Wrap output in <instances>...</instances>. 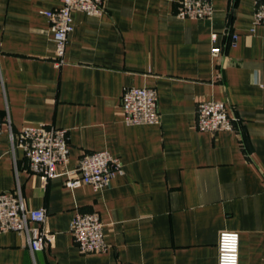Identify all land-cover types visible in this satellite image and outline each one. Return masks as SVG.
Listing matches in <instances>:
<instances>
[{
    "label": "crops",
    "instance_id": "obj_1",
    "mask_svg": "<svg viewBox=\"0 0 264 264\" xmlns=\"http://www.w3.org/2000/svg\"><path fill=\"white\" fill-rule=\"evenodd\" d=\"M179 1L105 0L100 17L74 13L59 67L44 12L62 0H0V119L10 122L0 194L20 186L53 236L32 252L25 233L0 234V264H218L223 231L239 234V264H264V25L254 0H213L209 21L178 19ZM128 87L156 90L160 125H127ZM210 101L226 105L232 131L198 130V105ZM42 125L67 131L70 170L108 152L122 173L101 190L66 187L61 167L45 183L18 147L23 128ZM76 213L99 215L107 252H80Z\"/></svg>",
    "mask_w": 264,
    "mask_h": 264
},
{
    "label": "built area",
    "instance_id": "obj_2",
    "mask_svg": "<svg viewBox=\"0 0 264 264\" xmlns=\"http://www.w3.org/2000/svg\"><path fill=\"white\" fill-rule=\"evenodd\" d=\"M105 0H62L61 7L45 11L50 22L55 43L56 65L65 64L68 40L74 31L76 12L91 17L103 15ZM254 25H264V0H254ZM180 20L196 19L209 21L214 16L213 0H180L177 11ZM216 40V35H213ZM238 36L233 35L235 46ZM221 49L214 47L212 56L216 59ZM122 109L127 125H160L158 94L151 88L128 87L122 96ZM235 119L230 118L226 105L218 101L203 102L197 108V128L201 132L218 133L232 131ZM9 119H0V134ZM10 128V138L15 146V138ZM20 147L27 159L29 172L40 176L45 183L61 176L59 168L67 176L66 187L76 189L81 185H90L95 190L109 186L111 180L122 173L118 159L108 152L83 154L76 168L70 170V144L68 133L64 129L42 125L25 127L18 136ZM48 212L45 208L27 209L20 186L14 192L0 194V234L25 233L32 252L41 251L50 245L53 236L46 228ZM71 233L82 254H102L108 245L104 239L103 223L96 213H76L71 224ZM218 264H239L240 237L236 232L223 231L218 240Z\"/></svg>",
    "mask_w": 264,
    "mask_h": 264
}]
</instances>
